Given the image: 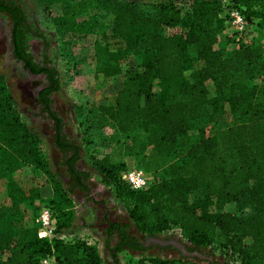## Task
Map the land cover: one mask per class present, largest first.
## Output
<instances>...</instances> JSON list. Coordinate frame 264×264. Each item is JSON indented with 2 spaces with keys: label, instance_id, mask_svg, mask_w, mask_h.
Segmentation results:
<instances>
[{
  "label": "trees",
  "instance_id": "obj_1",
  "mask_svg": "<svg viewBox=\"0 0 264 264\" xmlns=\"http://www.w3.org/2000/svg\"><path fill=\"white\" fill-rule=\"evenodd\" d=\"M93 7L113 16L110 37L118 42L114 52L106 45L98 56V73H118V60L129 52L142 59L125 73L115 104L93 106L91 113L100 126L111 125L121 134L145 130L157 153L177 160L171 163L174 175L153 179L139 190L121 179L124 163L104 156L96 159L95 169L115 186L129 217L141 225L144 239L178 230L190 251L213 244L241 264H264V0H72L63 15L67 9ZM230 9L239 10L248 25L260 31L233 48H228L234 40L225 32ZM0 13L9 16V43L16 61L28 73L44 77L36 97L37 115L48 120L53 146L69 178L65 189L50 171L36 133L20 118L0 73V180L10 201L0 207V264H39L48 254L57 264H99L95 246L60 236L74 218L70 192L78 189L97 201L89 174L78 167L82 146L68 137L52 106L50 95L59 89L57 70L45 54L36 62L26 50L25 34L32 30L21 8L12 0H0ZM208 81L214 84L213 98ZM224 103L231 123L216 128ZM206 126H213V131ZM21 167L42 170L49 177L53 196L47 206L56 217L51 238L39 237L36 227L20 226L13 219L23 205L41 199L39 186L25 189L14 180V171ZM199 189L203 195L194 196ZM229 202L237 203L236 212L224 210ZM104 220L105 248L115 260L122 250L144 255L145 240L129 231V223L110 220L107 213ZM16 231L21 234L13 235ZM114 234L116 242L110 247ZM148 261L177 264L160 257Z\"/></svg>",
  "mask_w": 264,
  "mask_h": 264
},
{
  "label": "rangeland",
  "instance_id": "obj_2",
  "mask_svg": "<svg viewBox=\"0 0 264 264\" xmlns=\"http://www.w3.org/2000/svg\"><path fill=\"white\" fill-rule=\"evenodd\" d=\"M12 1L21 8L32 30L25 34L26 50L33 55L36 62L43 61L45 54L50 65L57 70L59 89L50 95L52 106L63 119V128L68 137L77 139L82 146V156L78 167L89 174L92 196L97 201L96 204L93 203L78 189L68 194L72 200L74 215L72 229L68 231L71 237L76 241L83 240L95 246L100 257L99 264H149L148 260L152 257L172 259L177 264H209L208 259L184 257L171 246L146 245L141 225L129 217L126 208L117 197L115 186L106 181L105 177L95 169L96 159L105 156L112 162L124 163L125 170L141 168L154 180L175 174L171 166L175 158L165 153H157L155 145L148 142V134L145 130L133 131L128 135L121 134L111 125L100 126L101 122L94 113H91L93 106L115 104L125 73L133 70L142 59L141 54L129 52L118 60V73L114 75L98 73V56L102 54L104 47L107 45L113 52L118 48V42L110 37L113 16L99 7L67 9L68 14L64 16V6L72 3V0ZM8 28V18L0 16V73L4 77L6 89L12 97L20 118L36 133L50 171L66 189L69 178L60 165V154L53 146L50 124L48 120L37 115L39 111L36 101L37 91L43 86L44 79L42 76H34L24 71L20 63L16 61L11 52ZM254 29L249 24L243 39L258 36L260 31L255 32ZM262 32L264 34V31ZM225 42L220 41L216 47L223 46ZM228 44V48L234 47V42H228ZM206 85L210 97L213 98L215 96L213 82L208 81ZM154 91L159 92L160 87L155 85ZM208 108L211 110V106ZM229 123H231V113L228 104L224 103L221 113L215 118V127L222 128ZM89 124L93 125L91 129H88ZM205 129L212 132L213 126L211 128L206 126ZM192 139L195 140L196 136L192 135ZM13 178L25 189L36 185L41 191V187L49 184V177L42 170L32 172L29 167L16 169ZM42 194L44 195V192ZM202 195V189L194 192V196ZM9 203L4 180H0V207ZM44 205H50V198L41 197L31 205H23L20 215H16L13 219L20 226L38 229L36 217ZM224 210L236 212L237 203H227ZM105 213L110 220L129 223V231L141 240H145L148 248L144 255L122 250L116 254V260L112 257L105 248L107 240ZM12 234L18 236L21 232L16 231ZM173 236H179L187 244L178 230L160 234V237L166 239ZM109 242L110 247H113L116 242L115 234ZM199 252L207 256L212 255V260L219 264H241L238 257L222 251L213 244L202 247Z\"/></svg>",
  "mask_w": 264,
  "mask_h": 264
},
{
  "label": "built area",
  "instance_id": "obj_3",
  "mask_svg": "<svg viewBox=\"0 0 264 264\" xmlns=\"http://www.w3.org/2000/svg\"><path fill=\"white\" fill-rule=\"evenodd\" d=\"M248 28V23L243 14L237 9L228 11V21L225 32L231 36L234 43L238 45L244 41L243 35ZM121 179L126 182L130 188L139 190L147 188L153 181V177L141 168L126 169L121 172ZM36 222L38 225V236L51 238L56 225L55 212L52 207L44 205L40 208ZM72 238L71 236H64ZM39 264H57L55 256L48 254L39 260Z\"/></svg>",
  "mask_w": 264,
  "mask_h": 264
},
{
  "label": "water",
  "instance_id": "obj_4",
  "mask_svg": "<svg viewBox=\"0 0 264 264\" xmlns=\"http://www.w3.org/2000/svg\"><path fill=\"white\" fill-rule=\"evenodd\" d=\"M154 244L160 247L171 246L176 249L182 256L184 257H197L200 259H208L212 261L213 256H207L199 251H190L187 248V245L181 240L179 236H173L170 239L162 238V237H147L146 238V245Z\"/></svg>",
  "mask_w": 264,
  "mask_h": 264
},
{
  "label": "crops",
  "instance_id": "obj_5",
  "mask_svg": "<svg viewBox=\"0 0 264 264\" xmlns=\"http://www.w3.org/2000/svg\"><path fill=\"white\" fill-rule=\"evenodd\" d=\"M42 192H44V195L42 194ZM53 196V191H52V187L49 186V184H46L45 186L41 187V197L42 198H51ZM70 229H72L71 227L66 228L64 230L61 231L60 236H72L68 231H70Z\"/></svg>",
  "mask_w": 264,
  "mask_h": 264
},
{
  "label": "flooded vegetation",
  "instance_id": "obj_6",
  "mask_svg": "<svg viewBox=\"0 0 264 264\" xmlns=\"http://www.w3.org/2000/svg\"><path fill=\"white\" fill-rule=\"evenodd\" d=\"M0 16H5V17L9 18V16L7 15V13H0ZM7 34L10 35V29H9V28H8V30H7ZM20 65L22 66L21 63H20ZM22 68H23V66H22ZM23 70L26 71V72H28V71H27L26 69H24V68H23ZM32 75H33V74H32ZM34 76H36V75H34ZM42 77H43V76H42ZM43 78H44V77H43ZM40 88H41V87H40ZM40 88H39V89H40ZM39 89H38V90H39ZM37 92H38V91H37Z\"/></svg>",
  "mask_w": 264,
  "mask_h": 264
}]
</instances>
